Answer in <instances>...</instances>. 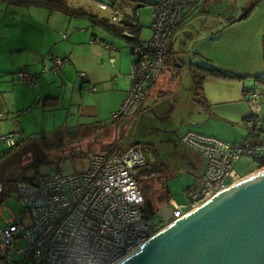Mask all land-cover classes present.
<instances>
[{
  "label": "crops",
  "instance_id": "0c3cea01",
  "mask_svg": "<svg viewBox=\"0 0 264 264\" xmlns=\"http://www.w3.org/2000/svg\"><path fill=\"white\" fill-rule=\"evenodd\" d=\"M213 1H203L193 11L185 5L181 22L194 16H207L210 12H216L215 25L217 28L208 32L206 40L214 42L221 37L223 31H227L221 39L220 53L218 55L212 52L207 54L203 50H199V52L190 50L183 53L173 48L171 38L164 68L160 76L151 84L148 95L142 103L137 104L136 109H132V112L127 109L115 122L113 114L109 115V112L108 117L103 115L100 103H93L92 98L96 101L99 91L110 90L109 94L112 96H107V100H112L109 106L112 113L120 104L119 102L127 89L132 85V78L122 77L120 69V72L112 73L116 68L115 55L117 53L115 50L106 48L109 46L107 39L97 38L95 29L98 25L93 26L85 16H70L60 9H51L37 4L26 5L19 1L15 2V0H0V132L7 131L18 120L21 132L19 137L25 136L22 140L33 138L40 133L39 131L45 133L47 125L45 126L41 119L34 120L32 117L29 119L23 114L31 113L30 108L36 101L41 103L38 105L43 106L44 110H51L52 106L64 108L68 91L78 93V100L69 102L68 108L66 107L68 112L65 124H55L54 131H62L66 134L78 133L80 136L83 133V139L92 135L91 141L88 140L84 146L87 148L86 153L90 150L108 151L113 147H119L118 137L114 141L106 140L112 133L110 127L113 121L118 126L120 124L124 130H130L137 122L147 123L145 127L148 129L152 124L149 125L145 118L158 117V120L163 123L182 126L180 135L187 130H195L230 142L240 141L248 133L244 121L251 116H257L261 120V127L264 130V94H262V89L256 88L254 84L249 86V82L245 80H241L240 83L232 81L248 76L251 77L252 83L263 84L262 88L264 89V34H261L264 30L263 8L258 9L257 21L249 23L248 16L252 14L254 7L245 16L243 14L248 7L239 17L236 15L230 18L226 16L221 18L224 13L213 10V6L211 7ZM68 2L77 4L82 1L68 0ZM92 8L94 9V7ZM8 12H11L9 16H7ZM39 13H43L41 17L45 15V24H39ZM99 16H106L111 20L108 15L99 14ZM78 18H85L87 23L78 21ZM5 20L9 21L5 23ZM27 21H30L29 25H26ZM9 22L12 24V30L16 32L13 37L5 34ZM3 25L4 28H2ZM42 27H44L43 32L38 31V28ZM138 27V37L141 39L140 23ZM177 27L173 31L174 34L178 30ZM21 28L27 29L24 33L17 34V30ZM87 29L90 30V33ZM61 32L64 33L61 34ZM248 32H257L260 35L257 54H252L246 49L245 39ZM96 40L101 42L104 40L108 45L103 47ZM80 44H87L98 52L94 60L88 57L91 56L89 53H83L80 47L81 55H77L76 47ZM133 44L134 42L129 43L132 54L131 62L134 59V54L131 51ZM261 51H263V55H261ZM50 56H60L65 61L59 65L57 71L52 69L54 62ZM106 56L111 58L112 61L109 62V65L112 68L102 61V57ZM121 57L119 55V59ZM192 62L213 66L228 71L229 74L205 72L198 84L190 72ZM18 68H25L36 76L35 87L16 81L14 71ZM90 84L95 87L106 86L93 91V94H89L91 99L87 100L84 92H87ZM248 89L257 91L258 109L256 104L248 99L245 93ZM39 98L44 99V102L42 103L43 100ZM71 105L74 107L71 108ZM70 113L76 115L77 120L71 126L67 123ZM144 114L147 116H143ZM128 115H131L130 118L127 117ZM71 128L73 131H77L71 132ZM115 134L117 136V132ZM178 138L180 141V136ZM146 141L151 142L152 140ZM96 142L101 143L96 146ZM137 142V140H132L128 144L137 145ZM173 147L178 148L179 146ZM184 147L185 151L179 147L183 153L193 154L192 164L194 169L196 167L198 169L194 179L196 182L203 175L204 159L186 145ZM198 167H203V171L199 172ZM259 168L261 166L241 175H247ZM165 201H158L155 204L161 205ZM170 201L174 202L171 196L168 203Z\"/></svg>",
  "mask_w": 264,
  "mask_h": 264
},
{
  "label": "built area",
  "instance_id": "2783aa9c",
  "mask_svg": "<svg viewBox=\"0 0 264 264\" xmlns=\"http://www.w3.org/2000/svg\"><path fill=\"white\" fill-rule=\"evenodd\" d=\"M202 2H153L152 35L132 47L135 56L130 69L132 85L120 108L114 112L115 118L132 103L143 102L151 84L164 68L168 41L183 14L184 5L194 10ZM98 6L105 9L109 3L99 1ZM117 12L113 9V19L117 18ZM52 60L54 69L58 70L62 58L56 56ZM14 76L29 84L37 83L36 76L25 68H18ZM245 93H249L246 94L248 99L258 109V93L251 89ZM244 124L248 133L236 142L195 130H187L181 135L182 144L205 160V168L199 180L187 187V200L172 207L169 221H157L154 216H145L139 210L138 205L144 197L136 176L145 158L138 145L125 150L113 147L108 151H90L88 166L80 171L42 174L33 181H17L15 193L21 210L18 218L12 216L0 229V264H27L29 259L33 264H118L177 217L240 180L243 176L234 166L242 155L264 162L261 120L251 116ZM19 131L17 127L0 134V141L14 144L21 140ZM2 189L0 180V192ZM19 230L28 242L26 247L14 245L20 237ZM19 253H23V257L16 256Z\"/></svg>",
  "mask_w": 264,
  "mask_h": 264
},
{
  "label": "rangeland",
  "instance_id": "374dc122",
  "mask_svg": "<svg viewBox=\"0 0 264 264\" xmlns=\"http://www.w3.org/2000/svg\"><path fill=\"white\" fill-rule=\"evenodd\" d=\"M88 1L89 2L87 3L89 4V6H95L93 9L95 12L103 15H108L109 17L113 15L110 6L103 9L98 6L99 1L95 3L90 2L91 0ZM102 1L108 2V0ZM154 1L155 0H145V2L141 6H139L137 10L139 16V23L141 25L140 37L142 40H148L152 35L151 23ZM255 1L256 0H214L211 4V7L213 6L214 11L224 13V15H221V18L223 16L230 18L231 16L236 15L239 17L242 12L247 7H249L251 3ZM185 2L186 1H184L183 4ZM260 8H263L264 11V0H257L252 14L248 16L247 21H250L249 23L257 21L256 15L259 11L258 9ZM9 14H11V12H8L7 16H9ZM42 15L43 13H39V24H45V15L44 17H41ZM216 16V12H210L207 14V16H194L193 18L187 19L185 22H179L180 25H176L178 26V30L175 32V34L173 33L171 35L168 43H170V40L172 38L173 48L183 53H187L190 50H194L197 52H199V50H203L207 54H211L212 52L218 55L220 53V45L222 43L221 39L224 37L223 34L227 31H223L221 37L215 40L214 42L206 40L208 32L211 31L213 28L214 30H216L217 28L215 25ZM8 21L9 20H5V23ZM78 21L87 23V20L85 18H78ZM29 24L30 21H27L26 25ZM4 25L2 28H4ZM7 27L8 28L5 30V34L10 37H13L16 32L12 30L11 22L7 24ZM26 29L27 28H21L17 30V34L24 33ZM43 30L44 27L38 28V31L40 32H43ZM87 30L90 33V30ZM95 31L98 39L102 37L109 41V46L106 47L107 45H105L103 42L99 40L96 41L100 43L103 47H106L107 49H112L113 51L115 50V52L117 53L115 55L116 68L113 70L112 73L114 74L120 69V71L122 72L121 76L130 79L131 75L129 71L131 69L132 54L130 53V45L126 38L123 36L114 35L108 30L101 28L100 26L96 27ZM62 33L64 32H61V34ZM261 34H264V30ZM245 42L247 44L246 49L252 54H257L259 52V33L248 32L246 35ZM79 47L81 48L83 53H89L91 56L88 57H90L92 60H94L96 53H98L93 48H91V46L87 44H80L76 47V53L78 56L81 55ZM119 55L122 56L121 59H119ZM261 55H263V51H261ZM58 57L61 58L60 56ZM102 61L106 62V64L109 65V62H111L112 60L111 58L106 56L102 57ZM120 61L121 63H119ZM109 66L111 67V65ZM52 69L54 71L57 70L54 68ZM113 74H111V76H113ZM241 80L249 82V86H252L254 84L256 88H261L262 94H264V89L262 88L263 84L260 85L258 83H252L251 77L247 76L242 79L239 78L234 79L232 81L240 83ZM16 81L23 85L33 87L36 86L33 83L29 84L18 79H16ZM105 86L102 85L99 87H95L94 85L90 84L87 88L88 90L86 89L87 92H84L86 99L90 100L91 97L89 94H93V91L100 90V88H105ZM127 91L122 100L119 102L120 104L117 105L116 109L113 110L112 113L109 109L112 100H107V96H112L109 94L110 90L99 91L98 97L97 99H95L96 101H94V98H92V100L93 103H100L102 114L108 117L109 112V115L113 114L120 108L121 104L123 103L126 97ZM39 99L41 100L42 98ZM42 100L43 103L44 99ZM72 100H78V93H72L71 91H68L66 93V101L64 103V108H59V106H52L51 110H44V107L40 106L41 103L39 101L34 102L32 107L30 108L31 113L25 112V114L23 115L27 116L29 119L30 117H32L34 120L41 119L45 126L47 125L46 132L42 133V131H39L40 133H38L36 136H33V138H26L19 144H14V146L12 147L7 141H0V170H2L6 174L12 175L13 177L22 176L27 177L29 180H35L42 174H69L85 169L88 166L89 159L88 154L86 153L87 148H84V146L86 143H88V140L91 141L90 139L92 138V135L88 138L83 139V133L80 136V134L78 133L66 134L62 131H54L55 124H65L64 122L66 119V113L68 112V104ZM73 105L76 106V104ZM73 105H71L70 107L73 108ZM136 106L137 103H132L128 110L132 112L131 110L136 109ZM37 116H39V118H37ZM130 116L131 115H128L127 117L130 118ZM143 116L147 115L144 114ZM145 119L149 125L152 124L151 127L146 129L145 125L147 123L137 122L134 124L133 128H130V130L122 129L120 124L119 126L118 124L116 125V121L114 120L115 122L113 121L112 126L110 127L112 133L108 136L106 140L114 141L118 137L119 147L123 150L130 147L128 142L132 140L138 141L137 145L140 146L142 155L145 158V163L139 167L140 171L136 176L138 183L142 187V194L144 197V201L139 204L138 207L143 215L149 217L154 216L157 221H160V211L155 204V202L159 201L157 199L159 197V194L162 192V196H164V193L167 192L170 194L174 201H170V207H173L176 203L178 204L184 202L185 200H187V195L185 192L186 187L189 184H193L195 182L194 179L196 178V173L198 169L197 167L196 169H194L193 167V154L183 153V150L185 151L186 148L182 143H180V141H178V137L181 136L180 131L182 129V126L163 123V121L158 120V117L150 118L151 120L148 119V117ZM53 121L54 124H52ZM76 121V115L70 113L67 118L68 125L71 126ZM17 127L20 129L18 120H16L12 124V127L10 129H7V131H1L0 134H6L10 130H15ZM70 130L71 132L77 131H73L72 128ZM115 132H117V136ZM20 133L21 132L19 131L18 134L20 135ZM24 138L25 136L21 137V140ZM146 140L152 141L147 142ZM98 143L101 142H96L95 145L97 146ZM176 145L181 147L183 150L179 147H173ZM261 164L262 162L260 160L253 158L252 156L250 157V155L244 154L240 157L238 162L235 164L234 168L241 175L247 172L248 170L259 167ZM198 168L199 172L203 171V167ZM20 210L21 205L18 202L16 193L13 191L0 204V229L7 225V220L11 219L12 216L15 215V217L18 218V212ZM18 234L20 235V237L16 238L14 242L15 247H26L28 242L25 237L21 236L22 230H19ZM16 256L23 257V253H19ZM27 264H33L32 259H29L27 261Z\"/></svg>",
  "mask_w": 264,
  "mask_h": 264
},
{
  "label": "water",
  "instance_id": "95a60500",
  "mask_svg": "<svg viewBox=\"0 0 264 264\" xmlns=\"http://www.w3.org/2000/svg\"><path fill=\"white\" fill-rule=\"evenodd\" d=\"M158 209L169 221L168 201ZM118 264H264V167L177 217Z\"/></svg>",
  "mask_w": 264,
  "mask_h": 264
},
{
  "label": "trees",
  "instance_id": "16d2710c",
  "mask_svg": "<svg viewBox=\"0 0 264 264\" xmlns=\"http://www.w3.org/2000/svg\"><path fill=\"white\" fill-rule=\"evenodd\" d=\"M18 1L20 3L26 4V5L27 4H37V5L45 6V7L51 8V9H60L70 16H85L90 20V22L93 26L98 25V26H101L104 29L110 31L112 34L123 36L126 38L128 43L134 42V44L131 45L132 53H133L132 47L139 45L141 43V39H139V37H138L139 36L138 35L139 21H138V18L136 17V13H137L138 7L141 6L145 2V0H108L109 6L111 7L112 12H113V9L118 10L117 15H116L117 18L113 19L111 16V20H109L108 17H106V16H99V14L97 12H94L93 8L87 4L88 0H81L82 2L77 3V4L76 3L72 4L71 2L69 3L68 0H15V2H18ZM97 1H102V0H91L90 2L95 3ZM203 1L205 2L206 0H203ZM256 3H257V0L253 3H251V5L247 8V10L245 11V13L243 15L244 16L247 15L250 12V10L255 6ZM92 6L95 7L94 5H92ZM191 11H193V10H191ZM181 18H182V16H181ZM181 18L178 21V23L181 22ZM178 23H177V25H178ZM176 27L177 26H175V28ZM175 28H174V30H175ZM136 42H137V44H135ZM50 58L52 59L53 57L50 56ZM134 58H135V56H134ZM62 60H63V58H62ZM190 72H191L195 82H197L198 84H200L202 76L205 72L229 74L228 71H223V70L218 69V68L213 67V66H208L205 64H197L194 62H192L190 65ZM113 118L116 122L119 119V117H116V118L114 117V113H113ZM85 131H87V130H85ZM21 141H23V140L16 141L14 144H19V142H21ZM180 142H181V139H180ZM14 144H11L10 146L12 147V146H14ZM132 145H136V144H132ZM132 145H130V146H132ZM89 152L90 151H88V153ZM261 162H262V164L264 163L263 161H261ZM204 168H205V160H204ZM0 176H1L0 180L2 181V185H3V189L0 192V204L6 197H8L10 195V193H12L13 191L16 192L15 185H16L17 181L29 180L27 177H22V176H14L13 177L10 174L4 173L2 170H0ZM31 181H33V180H31ZM162 195H163V192L160 193L159 197L157 198L160 202L165 201V200H167V201L169 200L170 194L168 192L164 193V196H162ZM156 206L159 207V205H156Z\"/></svg>",
  "mask_w": 264,
  "mask_h": 264
}]
</instances>
